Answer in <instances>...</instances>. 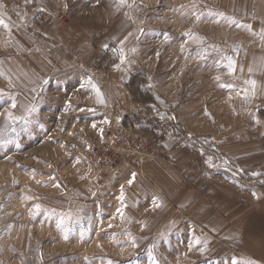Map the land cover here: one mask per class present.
<instances>
[{
	"label": "rangeland",
	"instance_id": "374dc122",
	"mask_svg": "<svg viewBox=\"0 0 264 264\" xmlns=\"http://www.w3.org/2000/svg\"><path fill=\"white\" fill-rule=\"evenodd\" d=\"M128 78L162 97L154 132L184 125L208 148V183L180 169L170 188L114 179L159 155L150 121L96 113ZM32 105L26 127L0 135V264H260L229 236L214 189L217 172L264 185V166L240 172L226 157L264 149V0H0V127ZM116 120L142 166L98 169L91 150Z\"/></svg>",
	"mask_w": 264,
	"mask_h": 264
},
{
	"label": "crops",
	"instance_id": "0c3cea01",
	"mask_svg": "<svg viewBox=\"0 0 264 264\" xmlns=\"http://www.w3.org/2000/svg\"><path fill=\"white\" fill-rule=\"evenodd\" d=\"M119 86L122 88V93H124L123 96L117 99L116 104L113 103L110 106L108 99L104 101L101 99L102 102L100 101V104L94 106L98 111L96 113L101 116V122L109 123L111 115L114 116V114L126 120L150 121L152 128H149L147 134L151 138L156 137L159 139V155L145 162L142 174L131 165L121 166L116 170L114 179H117L116 181L120 182L119 184L130 189L145 188L148 180H151L152 182L158 181V183L160 181L165 188H170L174 185V178L177 177L176 170L179 169L183 170L185 175L198 176L200 180L202 176H208L211 172L216 174L215 170H209L207 168L209 164H205L202 160L201 155L208 152V148L199 143L197 134L183 133L186 131L184 125H180V128L183 129L182 133L179 132L178 128L161 127V125L154 132L153 113L156 116L160 113L168 115V110L162 107V97L158 92L151 90L148 81L135 82L134 79L130 81L128 78L127 82ZM132 87L135 88L139 98L133 94ZM92 111L94 112V109ZM146 113L149 116H146ZM147 123L149 124V122ZM102 125V123L95 124V127L98 128V135L102 131V129L99 131ZM140 126L145 127L147 124L143 123ZM235 147L238 146L235 145ZM234 150L231 149L230 152L226 153V157L237 165L240 172L247 170L250 174H255L257 170L264 166V149L259 151V155L253 150L240 154L239 147L236 149L238 152ZM211 153L217 154L213 151ZM133 174H135L134 178ZM141 176L144 179H141ZM216 176L215 181L221 182L222 185L217 184V190L214 189V191L219 192L220 197L226 199L227 208L225 210L228 222L230 223L234 219L236 223V227L234 226L235 223L232 224L231 228L229 227V231H232V235L229 236L238 237V247L247 257L249 256L252 260L264 264V185L262 183L258 184L254 180L251 181V184L245 186L232 178L228 180L219 172ZM129 180L133 182L129 184ZM202 182L203 185L208 183L204 178ZM209 188H211L210 185ZM234 228H236V231Z\"/></svg>",
	"mask_w": 264,
	"mask_h": 264
},
{
	"label": "built area",
	"instance_id": "2783aa9c",
	"mask_svg": "<svg viewBox=\"0 0 264 264\" xmlns=\"http://www.w3.org/2000/svg\"><path fill=\"white\" fill-rule=\"evenodd\" d=\"M115 122V121H114ZM131 131L124 127V122L116 120L115 124L107 132V140L101 144V146H95L92 148V155L97 160L98 169L103 168L104 171H112L115 168V163L121 158L126 159L132 164H137L142 166L144 161V154L140 149H131L130 153L128 150L124 149L127 143L133 141V136ZM146 143L145 146L149 145ZM155 149V146H152ZM153 150L152 155L155 154ZM127 153V154H126Z\"/></svg>",
	"mask_w": 264,
	"mask_h": 264
},
{
	"label": "snow or ice",
	"instance_id": "6c2138e0",
	"mask_svg": "<svg viewBox=\"0 0 264 264\" xmlns=\"http://www.w3.org/2000/svg\"><path fill=\"white\" fill-rule=\"evenodd\" d=\"M197 19H199V17H197ZM121 59H123V57H121ZM229 60H230L229 68L231 69L235 62L231 61V58H229ZM249 71L251 72L252 69L250 68ZM248 83H250L253 86V88L256 85V81H254V80H250V81H248ZM16 107H17L16 103L13 102L12 103V108L14 109ZM36 111H37V109H36V107L34 105L25 107L24 113L21 114V115H15L12 111H8L6 113L5 123H4V125L2 127H0V135H3L7 131L16 133L17 132V127H16L17 124H19V125H21L23 127H26L31 122L28 119V117H30ZM134 176H135V174H133V178H134ZM132 182H133L132 180L128 181L129 184H131ZM120 199L121 200L124 199V197H123V187L121 189ZM118 211H119V209H118ZM57 226L59 227V224ZM65 238H67V237H65Z\"/></svg>",
	"mask_w": 264,
	"mask_h": 264
}]
</instances>
